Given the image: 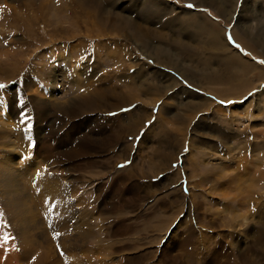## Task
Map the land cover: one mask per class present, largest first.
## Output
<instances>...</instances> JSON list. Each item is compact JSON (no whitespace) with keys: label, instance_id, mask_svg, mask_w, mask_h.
<instances>
[{"label":"rangeland","instance_id":"374dc122","mask_svg":"<svg viewBox=\"0 0 264 264\" xmlns=\"http://www.w3.org/2000/svg\"><path fill=\"white\" fill-rule=\"evenodd\" d=\"M82 1L0 0V264H264V0ZM173 19L201 43L165 61ZM228 58L248 86L220 97ZM130 81L140 102L116 107ZM132 108L152 115L112 138Z\"/></svg>","mask_w":264,"mask_h":264},{"label":"bare ground","instance_id":"6f19581e","mask_svg":"<svg viewBox=\"0 0 264 264\" xmlns=\"http://www.w3.org/2000/svg\"><path fill=\"white\" fill-rule=\"evenodd\" d=\"M96 1V0H95ZM85 2L86 3H88V4H90V2L91 3H94L93 2V0H83L82 1V4H81V7H85ZM99 3V6H101V10H100V14H99V17H101V18H105V10H104V8H103V6L100 4V3H105V2H108V0H99L98 1ZM110 2V1H109ZM152 3H153V1H152ZM215 3V2H214ZM217 4V3H216ZM4 5V4H3ZM213 5H215V4H213ZM167 6V5H166ZM109 8H114L113 6H110ZM172 8V7H171ZM216 8V7H215ZM9 9V8H8ZM167 9V8H166ZM86 10V7L84 8V10H83V12ZM172 10V9H171ZM218 11V10H217ZM216 11V12H217ZM88 16H91L90 14H88V12H87V16H85V21H86V23L87 24H89V18H88ZM127 22H128V24H129V26H130V29L132 30V32H134V33H136V35H135V37H140L141 39V43H143V42H145V43H143V44H146V45H148V47H149V44H148V42H146V41H144V37H146L147 38V35H146V32L144 31L145 30V27L144 26H140V23H138V22H136L135 20H133L134 18H125V17H123ZM84 19V18H83ZM121 19V18H120ZM120 19H118L116 16H111V18H110V21H112V22H117V24H119V23H121V20ZM124 19H123V22H125L124 21ZM137 21H138V19L137 18H135ZM172 18H170V20H171ZM140 20V19H139ZM91 21V20H90ZM92 22V21H91ZM111 22V23H112ZM140 22V21H139ZM150 22V21H149ZM83 23V22H82ZM126 23V22H125ZM170 23H171V26L173 27V29L175 30V31H179V32H181V30L183 31V32H186V33H182V35H184V34H187L188 36H187V40L185 41V42H182V40H180V41H177V40H175L172 36H170V35H168L167 37H164V35H160V34H157V36H158V40H159V42H160V45L161 46H163L162 48H161V55H162V59H164L165 61L168 59V57H169V54L165 51V49H167L168 51H169V48H168V46L167 45H172L173 47L174 46H184L185 45V43H187V42H192V41H196V44L197 43H201V42H198L197 41V39H196V33L195 32H197V31H193V30H188L189 28H183V26H182V24H181V22H179V23H177V20H172V21H170ZM19 25V24H18ZM169 25V24H168ZM202 25H203V27L204 28H206L207 30H209V31H211V26H213L214 24H212V23H209V22H204V20H202ZM126 26H128V25H126ZM115 27V26H114ZM214 27V26H213ZM147 28L148 29H150L148 26H147ZM17 29V28H16ZM122 29V28H121ZM120 29V30H121ZM123 29H124V27H123ZM102 30V29H101ZM93 31V30H92ZM103 31V30H102ZM174 31V32H175ZM203 34H205L206 33V31H204V32H202ZM210 35H211V38H212V34H211V32H210ZM208 36H209V34H208ZM207 36V37H208ZM215 36L217 37V33H215ZM218 38V37H217ZM210 40V39H209ZM212 40V39H211ZM211 40L209 41V42H205V41H203L205 44H206V46H207V44H209L210 42H211ZM179 42H182V44H180ZM242 43H244L246 46L248 45V43H246L245 41H241ZM205 44H203V46L205 45ZM160 46V47H161ZM166 46V47H165ZM209 47H214L215 48V45H210ZM208 46H207V49L209 48ZM165 48V49H164ZM204 48H206V47H204ZM198 49H201L200 47L198 48ZM177 50V49H176ZM209 50V49H208ZM9 51V50H8ZM210 51V50H209ZM15 52V51H14ZM52 53V52H51ZM110 56V55H109ZM171 56L172 55H170V58H171ZM192 56H193V54H192ZM8 57V56H7ZM71 58V57H70ZM159 58V57H158ZM163 60V61H164ZM170 60V59H169ZM221 60H222V58H221ZM161 61V60H160ZM123 62V61H122ZM206 62V61H205ZM234 62V58L233 59H230V58H228V61L225 63V66L227 67L226 69L224 68L223 69V72L222 71H211L208 75L210 76V78L211 79H215V80H217V82L219 81L220 82V84H223V85H218V87H216V89H214V90H209V91H211V92H213L214 94H216L217 96H223V97H227V96H230V95H237V94H234V93H237V91L238 90H243V89H245L247 86H248V84L245 82V81H241V78L239 77V76H237V74H236V72L235 71H233V70H231L230 69V66H231V64ZM170 64H172V61L170 62ZM123 65V64H122ZM169 65V64H168ZM224 65V64H223ZM7 66H10V64L9 65H3V66H1V69H0V72L1 73H7ZM11 67V66H10ZM126 68V67H125ZM124 69V68H123ZM220 73V74H219ZM138 74V73H137ZM123 75H125V74H123V73H119L118 75H117V77L120 79V77H123ZM140 77V76H139ZM139 77H137V78H139ZM134 82L136 83V80L134 79ZM133 81H130V82H126L125 84H123L124 85V87L126 88V89H122V88H115V87H112L114 90H115V92H118L119 91V94H118V96L117 97H114L113 99H111L110 98V100H112L111 102H114V105L116 106V107H119V106H117V105H119V103L121 104L120 106H124V105H130V104H135V101H137V102H140V94H139V92L138 91H136V85H135V83H134ZM229 82V83H228ZM134 85H133V84ZM132 85L135 87H132ZM118 86V85H117ZM145 86V85H144ZM123 87V88H124ZM146 88H151V90H156V92L160 95V96H163L162 94L165 92V90L164 89H159V87H156V85L155 86H153L152 84H147V86H145ZM104 91L105 90H102V91H100L99 92V95L98 96H102L103 95V93H104ZM158 91H160V92H158ZM116 94V93H115ZM190 95V94H189ZM160 96H158V97H160ZM113 97V96H112ZM196 97V96H195ZM158 99V98H157ZM157 99H153L152 97H150V99L149 100H147L146 101V103L147 104H149V105H151V104H153V103H155L156 101H157ZM195 99V98H194ZM194 99H193V101H194ZM195 101H196V99H195ZM100 102V101H99ZM168 102H166V101H164L163 103H162V105L160 106V108H159V112L157 113V116H156V119H155V126H152V125H150L149 126V128H156V125L157 124H160V123H162L163 121H162V119H163V117H162V115H161V113L162 112H166L167 111V113L168 114H170V112H169V110H168V108H167V105H169V104H167ZM102 104V103H101ZM205 104V101L204 100H199V101H196V102H189L188 103V105L187 106H189V107H198V106H202V105H204ZM97 105V104H96ZM103 105H105V104H103ZM102 105V106H103ZM85 106H90L92 109L94 108V107H96L95 106V102H94V105H92V104H90V103H88V102H85V104H79L78 105V109H79V112L80 113H83V107H85ZM135 106V105H134ZM203 107V106H202ZM88 108V107H87ZM90 109V108H89ZM116 109V108H115ZM172 109V108H171ZM88 111V110H87ZM144 111L146 112V110H144V109H136V108H132L131 110H128L126 113H122V114H120L119 116H118V118H117V120H116V124H115V126H114V129H112V131L110 132L111 133V137L113 138L114 136H116V139L119 141V140H121L122 139V134H123V131H124V129H127V128H138V126L139 125H141V123H140V117H141V113H143L145 116H147V115H149V114H151V113H149V114H146V113H144ZM84 114V113H83ZM152 115V114H151ZM171 116V115H170ZM174 116H176L175 114H174ZM108 118V117H107ZM255 118L257 119L258 117L257 116H255ZM101 119V118H100ZM142 119V118H141ZM109 121V120H108ZM116 128V129H115ZM140 128V127H139ZM127 131H129V130H127ZM170 131L172 132L173 130L172 129H170ZM152 134V132L150 131V129L146 132V136L145 137H150V135ZM170 134V133H169ZM169 134H167V136L164 134V137L165 138H170L169 137ZM185 135V134H184ZM110 139L109 138V141L110 140H112V142H113V144L114 143H116L113 139ZM108 141V140H107ZM173 141H174V139H173ZM155 151V150H154ZM178 151V150H177ZM191 151H189L188 152V154L190 153ZM152 153V155H155L156 153L154 152H151ZM191 154V153H190ZM148 159H150V158H148ZM216 167V166H215ZM14 169L13 168H11V167H9L8 166V164H6L5 163V165L4 166H1V164H0V171H3V173H4V171L6 172V171H10V172H12ZM160 172V171H159ZM209 172V171H208ZM12 173H14V172H12ZM230 178V177H229ZM236 180V179H235ZM230 182V181H229ZM231 183V182H230ZM233 183V182H232ZM9 186V185H8ZM47 187V186H46ZM52 188V187H51ZM6 189V188H5ZM7 189H8V187H7ZM4 190V189H3ZM2 190V191H3ZM4 192V191H3ZM7 192V191H6ZM8 194H9V192H8ZM7 194V195H8ZM8 196H10V194L8 195ZM224 197V196H223ZM242 197L244 198V194L240 197L241 199H242ZM240 202H242L241 200H239V204H240ZM241 206H237V208H235V210H236V212L238 211V209L240 208ZM14 213V212H13ZM240 215V214H239ZM241 219V218H240ZM242 223H246V220H245V218H243L242 219V221H241ZM260 236V235H259ZM263 236V235H262ZM217 250H215V251H213L212 252V254L214 253V252H216Z\"/></svg>","mask_w":264,"mask_h":264},{"label":"snow or ice","instance_id":"6c2138e0","mask_svg":"<svg viewBox=\"0 0 264 264\" xmlns=\"http://www.w3.org/2000/svg\"><path fill=\"white\" fill-rule=\"evenodd\" d=\"M188 7H192V5H188ZM232 38L231 37H229V40H231ZM237 47H239L238 45H237ZM0 87H3V85H0ZM251 95V94H250ZM56 235H59V233H56Z\"/></svg>","mask_w":264,"mask_h":264},{"label":"crops","instance_id":"0c3cea01","mask_svg":"<svg viewBox=\"0 0 264 264\" xmlns=\"http://www.w3.org/2000/svg\"><path fill=\"white\" fill-rule=\"evenodd\" d=\"M140 26H142V25H140ZM146 33H147V36H149L148 34L150 33V29L147 28Z\"/></svg>","mask_w":264,"mask_h":264}]
</instances>
